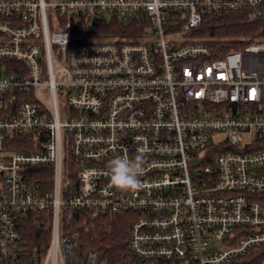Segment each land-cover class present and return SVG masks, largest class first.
<instances>
[{"label": "built area", "instance_id": "built-area-1", "mask_svg": "<svg viewBox=\"0 0 264 264\" xmlns=\"http://www.w3.org/2000/svg\"><path fill=\"white\" fill-rule=\"evenodd\" d=\"M263 3L0 0V264H107L80 257L78 212L130 215L122 264H231L264 246V43L225 54L189 36ZM137 155L143 187L120 190L110 161ZM40 165L50 191L28 182ZM29 214L50 233L30 256Z\"/></svg>", "mask_w": 264, "mask_h": 264}, {"label": "trees", "instance_id": "trees-1", "mask_svg": "<svg viewBox=\"0 0 264 264\" xmlns=\"http://www.w3.org/2000/svg\"><path fill=\"white\" fill-rule=\"evenodd\" d=\"M254 10H260L261 16L251 19L249 15ZM119 26L123 25L119 24ZM136 29L135 32L138 30ZM118 31L126 33L128 30L119 28ZM194 35L207 42L216 51L225 54L243 51L256 42L264 43L258 41L264 39V3L257 7L251 6L207 15ZM23 146L20 144L15 149L30 151ZM28 172V182L34 188L47 191L52 189L51 166H33L28 169ZM256 200L264 204V194ZM74 229L77 233L76 242L80 257L92 251L107 264H122L130 256L128 243L131 218L129 214L92 218L86 212H78L74 217ZM18 234L20 247L29 256L34 250L44 252L50 242L48 223L42 217L26 215L20 222ZM231 264H264V246L252 248Z\"/></svg>", "mask_w": 264, "mask_h": 264}, {"label": "clouds", "instance_id": "clouds-1", "mask_svg": "<svg viewBox=\"0 0 264 264\" xmlns=\"http://www.w3.org/2000/svg\"><path fill=\"white\" fill-rule=\"evenodd\" d=\"M143 157L135 158L118 156L110 161L109 175L114 186L120 190H138L143 187Z\"/></svg>", "mask_w": 264, "mask_h": 264}, {"label": "rangeland", "instance_id": "rangeland-1", "mask_svg": "<svg viewBox=\"0 0 264 264\" xmlns=\"http://www.w3.org/2000/svg\"><path fill=\"white\" fill-rule=\"evenodd\" d=\"M189 36H190V38H192V39L200 40V37L197 38V36H195L194 33L191 34V35H189ZM258 41H262V42H264V39H260V40H258ZM256 43H258V42H256Z\"/></svg>", "mask_w": 264, "mask_h": 264}]
</instances>
